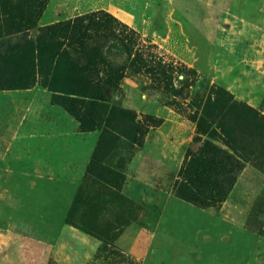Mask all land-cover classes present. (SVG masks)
Instances as JSON below:
<instances>
[{"label": "rangeland", "instance_id": "374dc122", "mask_svg": "<svg viewBox=\"0 0 264 264\" xmlns=\"http://www.w3.org/2000/svg\"><path fill=\"white\" fill-rule=\"evenodd\" d=\"M100 9L185 91L126 67L100 99L36 42ZM4 38L0 264H264V0H0Z\"/></svg>", "mask_w": 264, "mask_h": 264}, {"label": "trees", "instance_id": "16d2710c", "mask_svg": "<svg viewBox=\"0 0 264 264\" xmlns=\"http://www.w3.org/2000/svg\"><path fill=\"white\" fill-rule=\"evenodd\" d=\"M46 39L51 43V50L61 48L62 54L68 56L70 61L78 66L84 81L88 84V91L100 99L109 97L107 85L118 82L123 77L126 67L153 74L155 79L164 81L166 88L175 95L185 91L184 80L178 88L171 85L173 72L178 68L175 62L166 60L158 51L152 49L154 47L152 44L141 42L139 32L104 9L91 11L41 29L36 42ZM116 39L128 55V65L112 61L105 53L106 42ZM64 44L65 48L62 50ZM12 48L9 39L1 40V50L8 52ZM212 91L218 92L219 89L212 86L210 92ZM210 99L211 97L207 99L204 108Z\"/></svg>", "mask_w": 264, "mask_h": 264}]
</instances>
